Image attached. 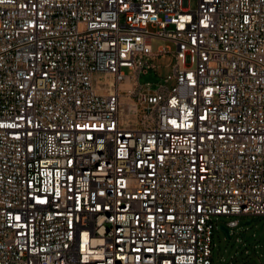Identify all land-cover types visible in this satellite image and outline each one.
Here are the masks:
<instances>
[{
	"label": "built area",
	"instance_id": "2783aa9c",
	"mask_svg": "<svg viewBox=\"0 0 264 264\" xmlns=\"http://www.w3.org/2000/svg\"><path fill=\"white\" fill-rule=\"evenodd\" d=\"M188 2L0 0V264H216L264 218V0Z\"/></svg>",
	"mask_w": 264,
	"mask_h": 264
},
{
	"label": "rangeland",
	"instance_id": "374dc122",
	"mask_svg": "<svg viewBox=\"0 0 264 264\" xmlns=\"http://www.w3.org/2000/svg\"><path fill=\"white\" fill-rule=\"evenodd\" d=\"M190 10L196 8V0H189L188 2ZM159 47H168L172 52L175 51V46L171 42H165L161 40H153L152 49L157 51ZM170 56L156 58L154 60H148L149 64L157 67L154 76H156L160 82L153 84L149 87L144 86L143 93L153 94L160 86L170 88L171 82L165 83L167 76L170 74V69L167 67ZM126 75H131V72L124 70ZM97 79L95 78L94 84L97 86ZM141 84L143 81L141 80ZM126 103V100H122ZM126 109V106H124ZM145 112L142 107L139 106V112L137 121L141 122ZM141 127V125H139ZM221 222L225 223L228 219L221 218ZM213 248L212 257L216 264H264V218L261 217H240L239 227L232 230L230 238H226L225 234L221 231H215L213 234ZM247 252V253H246Z\"/></svg>",
	"mask_w": 264,
	"mask_h": 264
},
{
	"label": "water",
	"instance_id": "95a60500",
	"mask_svg": "<svg viewBox=\"0 0 264 264\" xmlns=\"http://www.w3.org/2000/svg\"><path fill=\"white\" fill-rule=\"evenodd\" d=\"M143 79H144V82H156V80H154L153 78H151L150 75L145 76ZM220 231L223 234H225L226 238H228V239L230 238L229 231H228V229L226 227L220 226Z\"/></svg>",
	"mask_w": 264,
	"mask_h": 264
},
{
	"label": "bare ground",
	"instance_id": "6f19581e",
	"mask_svg": "<svg viewBox=\"0 0 264 264\" xmlns=\"http://www.w3.org/2000/svg\"><path fill=\"white\" fill-rule=\"evenodd\" d=\"M107 84L110 85L111 84V81L110 80H107ZM123 87L124 88H128L129 87V84L126 83V85H124ZM126 104L129 106V109H131L134 106L133 103L131 101H129L128 99H126Z\"/></svg>",
	"mask_w": 264,
	"mask_h": 264
}]
</instances>
